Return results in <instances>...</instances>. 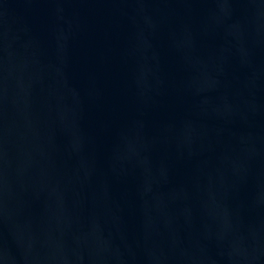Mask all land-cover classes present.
I'll return each mask as SVG.
<instances>
[{
  "label": "water",
  "instance_id": "water-1",
  "mask_svg": "<svg viewBox=\"0 0 264 264\" xmlns=\"http://www.w3.org/2000/svg\"><path fill=\"white\" fill-rule=\"evenodd\" d=\"M0 264H264V0H0Z\"/></svg>",
  "mask_w": 264,
  "mask_h": 264
}]
</instances>
